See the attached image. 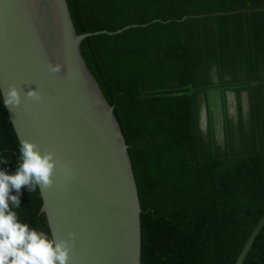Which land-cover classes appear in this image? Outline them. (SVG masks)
<instances>
[{"label": "trees", "instance_id": "1", "mask_svg": "<svg viewBox=\"0 0 264 264\" xmlns=\"http://www.w3.org/2000/svg\"><path fill=\"white\" fill-rule=\"evenodd\" d=\"M66 3L75 33L93 34L81 54L128 145L142 210L141 264H236L264 217V159L241 146L246 136L218 142L214 131L204 133L201 100L249 91L250 130L264 145V0ZM241 26H257L251 43L239 38ZM214 64L217 81L208 71ZM19 146L0 92V160L9 161L0 170L15 171ZM19 200L20 221L52 237L39 188L22 187ZM243 264H264V226Z\"/></svg>", "mask_w": 264, "mask_h": 264}, {"label": "water", "instance_id": "2", "mask_svg": "<svg viewBox=\"0 0 264 264\" xmlns=\"http://www.w3.org/2000/svg\"><path fill=\"white\" fill-rule=\"evenodd\" d=\"M91 35L75 33L66 0H0V92L10 84L19 90L20 105L5 107L19 144L55 153L53 185L38 188L51 236L75 233L69 264H141L142 210L128 145L81 54ZM49 63L62 71L50 73ZM29 89L39 101L25 95ZM263 226L264 217L236 264Z\"/></svg>", "mask_w": 264, "mask_h": 264}, {"label": "clouds", "instance_id": "3", "mask_svg": "<svg viewBox=\"0 0 264 264\" xmlns=\"http://www.w3.org/2000/svg\"><path fill=\"white\" fill-rule=\"evenodd\" d=\"M47 67L53 74L62 71L59 63H49ZM218 67L214 64L208 71L216 76ZM211 93L215 92H210L209 95ZM2 95L5 107L13 109L20 105V93L14 84H10ZM25 95L33 100H40L37 90L29 89ZM18 161L11 174L0 170V264H69L75 233L69 231L66 239H55L47 232L21 222L16 211L21 207L19 194L22 187H26L29 193L35 192L38 187L44 191L52 187L57 167L55 153H42L37 144L24 139L20 141ZM0 163L8 164L9 161L4 159ZM64 167L67 171V166ZM13 191L15 195L12 194Z\"/></svg>", "mask_w": 264, "mask_h": 264}, {"label": "crops", "instance_id": "4", "mask_svg": "<svg viewBox=\"0 0 264 264\" xmlns=\"http://www.w3.org/2000/svg\"><path fill=\"white\" fill-rule=\"evenodd\" d=\"M255 27H257V26H241L240 30L242 31V34L239 36L241 41L251 43V39L254 36L255 32L257 31L255 29ZM236 37H238V36L235 35V39H236ZM218 44H220V45H219L218 51H216V53L221 55V53H222V47H221L222 42H219ZM222 46H223V44H222ZM210 56L199 64H201V65L207 64L210 61ZM220 62H221V60H220ZM219 74H220V68L218 67L216 69V81L218 80ZM243 90H241L240 92H238V91L237 92L239 94H241L243 92ZM260 101H261V106L259 108V115L262 118H264V101L262 100L261 97H260ZM252 104H253L252 95L250 94L249 91H245L240 96V103H239L240 120H239V126H238V138L240 139L242 136H246L247 141H248V147L251 151L253 158L264 159V145L259 142V140L256 138V136L254 134H252V132L250 130V126H251L252 119H253ZM223 109H227L226 104H224ZM204 110L206 111V113L208 115V119H209L208 130H209L212 126L211 119L209 117L207 109L206 108L203 109V105H202V113ZM202 113L200 115V124L202 121ZM226 114H227V121L223 120V122H224L223 136L225 137V139H230V138L235 137V132H234L235 130H232V126H231L230 121H229L228 112H226ZM244 121L249 123V124L246 125ZM241 123H242L244 128L241 127ZM201 129H203L202 124H201ZM212 131H214V130H212ZM215 135H216V133H215ZM216 139H217V136H216Z\"/></svg>", "mask_w": 264, "mask_h": 264}, {"label": "rangeland", "instance_id": "5", "mask_svg": "<svg viewBox=\"0 0 264 264\" xmlns=\"http://www.w3.org/2000/svg\"><path fill=\"white\" fill-rule=\"evenodd\" d=\"M243 91L239 94L237 91L228 93L226 97L220 95L218 93H211L207 101L202 99L201 103L203 105V109L206 108L211 119L212 126L208 130L209 126V119L206 111L204 110L202 113V128L204 133H208L210 130H214L217 136L218 142H224L225 137L223 136V120L226 121L228 112L229 121L232 127H234L235 137L238 138V126H239V103H240V96L244 93ZM254 93V91L252 92ZM262 100L264 101V95H261ZM210 99V100H209ZM209 102H212L210 105ZM224 104H226L227 109H223ZM210 105V108H209ZM245 122V121H244ZM246 125L249 123L245 122ZM248 144V142L241 140V146Z\"/></svg>", "mask_w": 264, "mask_h": 264}]
</instances>
